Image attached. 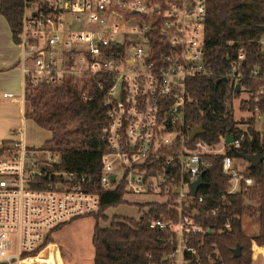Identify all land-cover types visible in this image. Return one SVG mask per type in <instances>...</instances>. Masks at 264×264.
Segmentation results:
<instances>
[{
    "label": "built area",
    "instance_id": "1",
    "mask_svg": "<svg viewBox=\"0 0 264 264\" xmlns=\"http://www.w3.org/2000/svg\"><path fill=\"white\" fill-rule=\"evenodd\" d=\"M206 15L207 0H24L17 35L24 100L27 86L68 79L84 101L94 99L95 89L103 92L104 152L97 183L103 192L123 188L162 199L147 204H166L168 217L153 218L146 207L138 220L147 216L150 229L170 233L169 264H190L187 254H197L192 237L216 228L202 224L205 196L199 194L202 188L192 189L211 168L210 158L221 157L226 195L247 196L257 185L250 163L230 153L253 142L252 130L264 131V27L260 38L250 41L262 61L248 62L249 51L230 40L225 67L215 72L206 58ZM202 78L228 83L232 110L243 89L248 95L240 101L243 115L233 116L234 128L211 144L202 135L189 136L199 127L188 121L191 82ZM243 81L260 85L253 91ZM243 102L252 108H242ZM17 133L20 138L0 151V264H63L58 245L48 238L68 221L98 214L101 196L91 188L94 178L54 170L62 156L27 148L25 129ZM227 135L233 136L231 143ZM261 153L258 167L264 173ZM205 213L217 216L219 207ZM229 227L227 220L224 229Z\"/></svg>",
    "mask_w": 264,
    "mask_h": 264
},
{
    "label": "trees",
    "instance_id": "2",
    "mask_svg": "<svg viewBox=\"0 0 264 264\" xmlns=\"http://www.w3.org/2000/svg\"><path fill=\"white\" fill-rule=\"evenodd\" d=\"M24 0H0V14L5 17L17 43V35L22 26ZM264 0H207L205 20V49L207 64L213 71H223L225 67V44L234 41L236 49L246 48L248 62L262 61L257 40L263 33ZM247 84L256 91L259 82ZM191 102L188 109V121L201 126L205 133L201 136L208 143L219 140V135L234 128L230 100L227 94L228 83L205 78L191 82ZM94 99L84 101L75 88L73 80L61 84L27 86L25 89V117L33 119L38 126L52 133L41 148L59 153L62 163L53 167L58 171H71L94 178L92 190L101 196V210L95 216L106 217L105 211L123 203V188L113 192H103L97 183L102 171L101 157L104 142L101 129L106 121L103 106V92L95 89ZM237 97L238 94H235ZM251 102H243L242 108ZM254 123V120H251ZM254 140L246 141L241 150L230 154L240 157L241 152L248 154L257 150L264 151V131L252 130ZM1 151V150H0ZM211 159V168L205 175L208 187L199 194L205 196L202 203V224L216 228L205 236H194L190 245L196 247L197 254H187L190 264H252L253 244L264 245V173L261 167L248 169L255 177L257 185L243 196L226 195L227 178L222 172L220 156ZM151 217H168L166 204H147ZM219 207L217 216L205 213L208 209ZM257 223L258 232L253 235L245 233L243 216ZM107 221V218L103 219ZM229 220L230 227L224 229ZM62 226V225H61ZM59 226V227H61ZM58 227V228H59ZM57 229V228H56ZM169 232H160L149 228V219L142 216L139 220L115 216L108 227H101L97 221L92 237L95 250L94 264H169L165 256L173 248L168 242ZM50 240V238H48ZM202 242V243H200ZM241 247V255L234 258L233 249Z\"/></svg>",
    "mask_w": 264,
    "mask_h": 264
},
{
    "label": "rangeland",
    "instance_id": "3",
    "mask_svg": "<svg viewBox=\"0 0 264 264\" xmlns=\"http://www.w3.org/2000/svg\"><path fill=\"white\" fill-rule=\"evenodd\" d=\"M27 64L30 65L29 57H27ZM247 97L248 95L243 89L240 97L234 100V110L232 111L234 119L237 120L243 115L239 110V105L241 99ZM26 119L25 145L27 148H41L51 138L49 131L38 126L33 119L29 117H26ZM19 138L20 135L16 133L12 142L17 141ZM239 162L244 165L247 164V161L241 157H239ZM151 202H162V199L146 194L138 195L125 192L123 203L108 208L104 213L106 217L102 218L100 216L99 219L95 215H89L68 221L52 231L50 242L58 245L65 264H93L95 250L92 246V237L97 221L101 227H108L115 216L137 220L146 210L147 203ZM104 218H107V221H104ZM242 221L245 233L253 235L258 232L257 223L249 218V213L244 214Z\"/></svg>",
    "mask_w": 264,
    "mask_h": 264
},
{
    "label": "crops",
    "instance_id": "4",
    "mask_svg": "<svg viewBox=\"0 0 264 264\" xmlns=\"http://www.w3.org/2000/svg\"><path fill=\"white\" fill-rule=\"evenodd\" d=\"M21 58L22 48L14 41L7 20L0 14V150L27 123ZM59 260L65 264L61 251ZM252 264H264V245L253 244Z\"/></svg>",
    "mask_w": 264,
    "mask_h": 264
},
{
    "label": "water",
    "instance_id": "5",
    "mask_svg": "<svg viewBox=\"0 0 264 264\" xmlns=\"http://www.w3.org/2000/svg\"><path fill=\"white\" fill-rule=\"evenodd\" d=\"M218 83H219V80H216L215 84H218ZM238 92H239V89H238ZM204 133H205V130L199 126V127H196L194 130H192L190 132L189 136H190V139L192 140L196 136L203 135ZM226 141H227V143H231L233 141V136L227 135ZM240 157L250 163L251 169H256L262 161V153L259 151H257L254 154H248L245 152H241ZM204 175H205V173L202 172L200 174L199 178L194 183H192V189L194 192H198L199 189L206 188L209 186V184H207L204 180ZM112 180H114V176L112 177ZM233 255H234V258L240 257V255H241V247L240 246H237L235 249H233Z\"/></svg>",
    "mask_w": 264,
    "mask_h": 264
}]
</instances>
